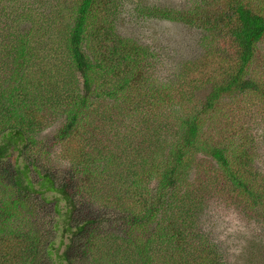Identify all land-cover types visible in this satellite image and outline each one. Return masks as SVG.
Masks as SVG:
<instances>
[{
    "label": "trees",
    "instance_id": "obj_1",
    "mask_svg": "<svg viewBox=\"0 0 264 264\" xmlns=\"http://www.w3.org/2000/svg\"><path fill=\"white\" fill-rule=\"evenodd\" d=\"M110 1L72 0L70 22L58 33L63 38L64 71L49 75L58 77L50 90L55 94L42 103L47 94L34 93L33 78L24 71L30 58L25 36L32 32L22 22L32 10L2 8L7 15L0 19L4 35L0 39V165L10 168L0 171V250L4 251L0 264H196L198 249L188 234L192 228L188 214L193 212L188 210L198 195L210 189L234 195L251 220L264 223V175L258 177L256 172L254 143L250 139L238 143L241 138L236 136L223 142L206 135L215 113L229 105L239 107L247 101L250 104L240 107L264 109V0H191V9L149 12L199 29L201 43L211 41L207 52L227 66L226 75L214 82L199 106L186 101L182 72H175L181 83L156 88V59L133 41L110 35L102 40L98 54H87L89 27L104 6L113 8ZM60 75L67 80L61 83ZM168 94L179 100L174 109L168 108L174 113L172 122L162 120L167 118L161 105ZM35 102L36 111L42 105L54 107L55 113L61 110L63 122L55 132L57 155L79 175L78 189L99 207L119 213L126 226L121 235L92 231L101 220L73 221L71 210L60 213L55 208L48 225L58 234L52 239L49 232L46 236L41 213L46 200L37 202L35 196L50 191L64 195L67 189L54 187L51 175L41 174L35 159L27 161L34 155L43 117L28 119L22 110ZM163 133L168 135L165 142ZM217 135L222 138L220 130ZM199 159L214 162L220 176L215 174L214 183L222 188L210 187L212 176L198 173ZM201 181L197 193L191 186ZM184 188L188 195H181L185 206L178 217L181 221L173 219L161 227L160 214L175 207L177 192ZM165 237L178 248L163 247ZM75 247L82 249L81 260L73 259ZM155 247L162 255L155 256ZM218 258L217 253L204 256L201 264H218Z\"/></svg>",
    "mask_w": 264,
    "mask_h": 264
},
{
    "label": "rangeland",
    "instance_id": "obj_2",
    "mask_svg": "<svg viewBox=\"0 0 264 264\" xmlns=\"http://www.w3.org/2000/svg\"><path fill=\"white\" fill-rule=\"evenodd\" d=\"M110 3L113 8L106 9L104 6L96 15L93 28L89 27V30L91 29L90 42L86 46L88 55L98 54L102 49V40L110 35L113 38L126 39L148 48L149 55L153 56L156 59L154 61L157 62L155 68L158 71L153 72L157 81L156 88L161 89L164 83H181L182 80L175 76V72L176 74L182 72L183 81L187 86L188 99L186 101L197 103V106L206 99L214 87V82L221 80L226 75L227 66L217 63L207 52V49L211 47V41L206 39L201 43L202 33L199 29L149 13L154 8L176 11L191 9V0H111ZM71 4L72 0H0V19L7 15L2 11V8L8 10L14 6H20L32 10L31 17L22 22V26L32 32L28 37L25 36L30 58L27 65L24 66V71L33 78L30 83L32 91L47 94L42 97L40 103L45 102L48 96L55 94L50 90L55 89L53 80H57L58 77L49 75L60 69H63L61 74L64 71L65 57L61 56L63 55L61 50L63 38L58 33L63 25L70 22ZM44 21L49 25H43ZM3 37L4 35L0 32V39ZM59 78L61 83L67 80L66 75H60ZM64 92L67 93L62 88V93ZM186 101L183 103L185 104ZM107 102L110 103L109 100ZM176 102H179L177 97L170 94L165 96L161 108L162 110L167 109L162 111L163 117L167 118L162 120L172 122L174 113L168 108L174 109ZM35 104L38 103L35 102L26 110H22L28 119L34 117L37 120L43 117L42 131L38 133V136L35 135L37 144L36 147H32L33 152L31 153L34 155L28 157L27 161L35 159L36 166L41 169L40 173L51 175L54 187L65 185L67 189L64 191L66 197L59 191H50L47 194L35 196L37 202L46 200L42 202L43 209L41 211L45 222L42 226L46 228V236L49 232L52 239L54 234H58L55 231H49L51 228L48 225L51 217L56 215L55 208L60 213L71 210L73 221L101 220V224L92 231H107V233L118 235L124 233L123 230L126 226L121 216L118 215L119 213L113 209L99 207L89 199L88 195L78 189L79 175L74 172L70 164L57 155L59 148L55 132L63 122L61 110L55 113L54 107L42 105L43 109L36 111ZM112 104L110 103V106ZM242 104L250 103L246 101L240 103V105ZM240 105L239 107L229 105L225 111L222 109L215 113L214 125L210 129H206V135L213 140H223V142L232 141L234 136L241 138L238 143L250 139L257 151V157L254 160L256 172L258 177H262L264 175V109L261 110L257 107L247 111ZM258 105L261 106L260 103ZM226 114H228V119L224 118ZM218 130H220L222 138L218 137ZM165 137L168 135L163 133L161 141L165 142ZM15 155L16 153H14ZM7 160L13 162V158ZM6 166L7 168L0 165V171L10 168L7 164ZM197 169L202 176L204 174L212 176L210 187L222 188L214 183L215 174L219 176L218 171L215 170L214 162L199 159ZM193 175L191 173L190 177ZM201 184L202 181L191 187L198 193ZM103 187L108 189L106 186ZM181 195H188L187 188L177 192V202L174 208L163 215L160 214L162 219L158 223L161 227L173 219L181 221L178 217L185 211L182 202L184 199ZM232 198L231 196L227 197L224 189H219V191L215 189L213 192L210 189L208 193L198 195V198L193 200L194 207L189 205L188 211H192L193 214H188V221L192 222V228L189 229L188 234L191 241L195 243L193 246L198 249L194 253L195 262L200 260L196 264H201L204 256L212 257L214 253L219 255L218 264H264V223L251 220L245 206L236 200L234 195ZM152 224V227H155V223ZM164 241L163 247L165 248H173L177 245L173 240L168 241L167 237ZM64 243H67L66 238H64ZM73 244L75 246L78 243L74 242ZM62 250L63 247L60 251ZM79 250L82 249L75 247L72 250L75 251L73 259L76 261L82 258ZM2 252L4 251L0 250V255ZM153 252L156 257L162 255V252L156 247ZM177 255L180 253L177 252ZM166 259L171 263L168 258ZM189 262L191 263V259ZM76 264L84 263L77 262Z\"/></svg>",
    "mask_w": 264,
    "mask_h": 264
}]
</instances>
